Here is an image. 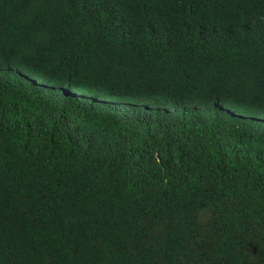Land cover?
<instances>
[{
    "label": "trees",
    "instance_id": "obj_1",
    "mask_svg": "<svg viewBox=\"0 0 264 264\" xmlns=\"http://www.w3.org/2000/svg\"><path fill=\"white\" fill-rule=\"evenodd\" d=\"M0 264H264V0H0Z\"/></svg>",
    "mask_w": 264,
    "mask_h": 264
}]
</instances>
